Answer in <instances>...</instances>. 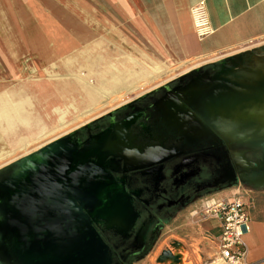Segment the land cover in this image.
<instances>
[{
	"label": "crops",
	"instance_id": "obj_1",
	"mask_svg": "<svg viewBox=\"0 0 264 264\" xmlns=\"http://www.w3.org/2000/svg\"><path fill=\"white\" fill-rule=\"evenodd\" d=\"M199 2H205L211 30L205 37L198 36L192 16V8ZM108 32L114 34L116 50L145 49L153 55L158 50L157 54L176 63L236 50L250 53L252 61L242 67H233L238 61L225 62L221 71L223 77L249 82L264 76V0H0V150L4 143L9 147L19 145L27 130L51 122V114L56 112L54 114L58 116L59 112V108L53 109L52 105L68 101L65 94L76 85L60 82L53 85V89L27 85L10 90V81L25 78L29 65L39 66L36 70L42 69L44 65L59 64L60 60L72 56L77 48L89 52L101 48L97 41L101 34ZM111 78L107 82L116 84ZM28 94L34 101L28 99ZM84 98L89 102L87 96ZM256 102L264 103V100L250 99L245 106H236L230 112L216 111L209 103L207 112L223 134L238 138L230 141L228 147L236 166L242 170L230 174L229 181L238 182L231 187L233 190L245 189L242 200L252 217L251 231L245 237L248 259L253 264H264V217L252 215L250 206L259 203L258 197L264 204V109L251 107ZM167 104L175 116L181 115L188 130L203 131L192 113L183 111L172 95ZM218 113H249L257 121L234 125L226 131L220 118L213 119ZM66 116L58 121L63 123ZM186 117L190 119L186 120ZM131 121L132 118L121 125L128 127ZM46 131L52 129L44 127L30 136L37 139ZM252 133L259 139L248 137ZM5 137L10 138L9 141ZM11 154L1 151L0 158ZM163 154L164 158L166 154ZM127 163L132 166L128 159ZM231 193L232 190L222 194ZM10 258V254L0 256L1 261Z\"/></svg>",
	"mask_w": 264,
	"mask_h": 264
},
{
	"label": "rangeland",
	"instance_id": "obj_2",
	"mask_svg": "<svg viewBox=\"0 0 264 264\" xmlns=\"http://www.w3.org/2000/svg\"><path fill=\"white\" fill-rule=\"evenodd\" d=\"M113 36L114 34L109 32L101 34V39L97 41V45L100 44L101 48L92 49V52L77 48L72 56L60 60L59 64L44 65L42 69L37 70L39 66L29 65L25 78L10 81V90L21 89L27 85L39 88L50 86L53 89V85L60 82L77 83L76 85L86 93L85 96L89 102L84 96L76 95L68 101L53 104L52 108H59V112L58 116L54 114L56 112L53 114L49 112L52 115L51 122L46 121L42 126L27 130L22 134L24 138L19 145L13 144L9 147L7 143L3 144L4 148H1L0 152H12V154L4 159L0 158V172L12 168L15 162L45 146L90 126L99 118L133 102L142 95L169 85L178 77L192 76L194 78V75L201 72V66L207 63L213 64L212 69L204 75H199L196 78L197 82L193 80L190 86L179 93L185 104L183 108L192 112L193 117L195 116L208 131L211 128L220 135L222 133L207 112L209 106L213 105L211 107L216 111L223 109L230 112V109L236 106H245L250 99H264V76L244 82L223 77V72H221L225 62L231 64L238 61L233 67H242L248 61H252L253 57L250 53L243 54L236 50L176 63L157 54L158 50H155L154 55L145 49L116 50ZM117 73L121 78L116 84L107 82ZM28 99L34 101L30 94H28ZM66 112L68 113L64 122H59L58 117ZM135 120L136 117H132L127 131ZM44 127H49L52 131L44 132L37 139L30 136ZM254 134H249L248 137L253 136L252 138L256 137L258 140L259 136ZM7 137L5 140L9 141L10 138ZM29 138L32 139L29 140ZM236 185L238 182L202 195L187 205L161 228L158 240L151 250L131 264H220L215 263L218 255L216 239L220 230L219 221L209 212V206L233 197L243 202L242 196L245 189L233 190L231 187ZM231 190L232 195L222 194L223 192L230 193ZM258 200L259 203L250 204L252 215L256 213L264 217V204L260 202L262 200L260 197ZM167 253L170 256H167ZM172 257H178L179 262L173 261Z\"/></svg>",
	"mask_w": 264,
	"mask_h": 264
},
{
	"label": "flooded vegetation",
	"instance_id": "obj_3",
	"mask_svg": "<svg viewBox=\"0 0 264 264\" xmlns=\"http://www.w3.org/2000/svg\"><path fill=\"white\" fill-rule=\"evenodd\" d=\"M212 65L201 66V72L194 78L178 77L169 85L142 95L78 130L68 139L67 143L74 145L77 152L83 151L88 143L100 140L92 155L84 160L75 159L74 165L84 167L90 164L93 169L90 171L99 174L97 180L105 188L102 204H128L131 208L132 221L127 228L110 225L95 216L90 218L110 248L112 264H131L144 256L155 245L159 231L171 218L202 195L233 184L229 181L230 174L241 172L242 167L236 166L228 147L233 139L211 128L208 131L195 116L203 132L188 130L167 104L171 94L182 105L183 111L192 113L183 108L185 104L179 92L199 75L206 74ZM132 117L136 120L125 132L124 143L135 156L130 166L124 153H108L106 147L109 142L123 139L121 124ZM100 136L105 138L99 139ZM161 153L166 154L162 160L151 161ZM15 168L0 172V256L11 255L10 260L0 259V264L17 263L13 255L15 234L10 231L4 211L7 198L14 195L1 187L12 178ZM166 255L170 256L169 253Z\"/></svg>",
	"mask_w": 264,
	"mask_h": 264
},
{
	"label": "water",
	"instance_id": "obj_4",
	"mask_svg": "<svg viewBox=\"0 0 264 264\" xmlns=\"http://www.w3.org/2000/svg\"><path fill=\"white\" fill-rule=\"evenodd\" d=\"M69 138L57 140L15 162L12 178L1 184L14 195L7 198L4 211L10 231L15 234L16 264H30L26 254L35 248L45 250L53 242L54 229L68 236L93 230L104 245L106 264H112L110 248L90 218H102L110 225L121 224L102 215L107 208V204H102L104 184L97 180L96 171H90V164L74 165L75 159L88 156L68 144ZM172 258L179 262L178 257Z\"/></svg>",
	"mask_w": 264,
	"mask_h": 264
},
{
	"label": "bare ground",
	"instance_id": "obj_5",
	"mask_svg": "<svg viewBox=\"0 0 264 264\" xmlns=\"http://www.w3.org/2000/svg\"><path fill=\"white\" fill-rule=\"evenodd\" d=\"M194 27H195V24H194ZM195 30H196V28H195ZM197 34H198V32H197ZM198 36H199V34H198ZM100 75H102V74H100ZM120 78H121L120 74L117 73L111 79H112V81L115 80V83H117L118 79H120ZM69 92L70 93L65 94L68 99H73V98H75L76 95H82L85 97V95H83L85 93L77 85H75V87H72V91L70 89ZM261 103H259V102L253 103L251 105V107H253V106L260 107V108L262 107L264 109V103H262V104ZM208 113H210V112H208ZM248 114L242 113L239 115H234L233 113H223V114L218 113V114H215L213 119H217V118L219 119L220 118V122H221V125L223 126V128H225L226 131H229V129H231V127H233L234 125L257 121L253 115H251V114L248 115ZM65 116L66 115H64L63 117L58 118V119H62ZM184 116H186V115L184 114ZM187 118H189V117H186V120H187ZM258 124H259V122H258ZM256 125L254 124V126H256ZM122 127H123L122 129H124V130L121 131L120 135L122 136V138L124 140L120 139V142H115V141L109 142L108 146L106 147L108 149L107 152L108 153H120V154L124 153V154H126L128 161L132 165L133 161L135 159V156L129 151L130 148L127 149V147L124 144L125 143V137H126L125 132H127L128 127L126 125H123ZM98 138L103 140V138H105V137L100 136ZM99 141L100 140L95 141L93 143H88L86 145L85 149L81 153H83L84 156L92 155L95 151V148L99 144ZM129 142H130V140H129ZM161 158H163L162 154H159V155L153 157L151 161H154V162L159 161ZM102 215H106L112 221L119 222L121 224V227L122 226L123 227L129 226L131 221H132V218H131L132 212H131V208L128 204H107V208L103 211ZM54 230L55 231H54V235H53V242L50 243L46 247L45 250H40V249L35 248L31 252L26 254V258L30 264H106L105 254H104V245H103L102 241L95 235L93 230L88 229L82 235L75 233L71 236L63 234L62 231L59 229L58 230L54 229Z\"/></svg>",
	"mask_w": 264,
	"mask_h": 264
},
{
	"label": "built area",
	"instance_id": "obj_6",
	"mask_svg": "<svg viewBox=\"0 0 264 264\" xmlns=\"http://www.w3.org/2000/svg\"><path fill=\"white\" fill-rule=\"evenodd\" d=\"M196 31L200 37L210 34L205 2H199L192 8ZM209 212L219 221L220 234L216 240L218 255L215 263L253 264L248 259V245L245 237L252 228V217L247 204L233 197L215 202L209 206Z\"/></svg>",
	"mask_w": 264,
	"mask_h": 264
}]
</instances>
